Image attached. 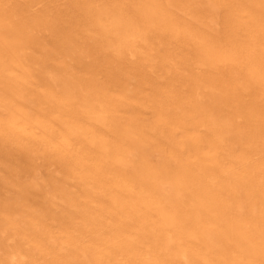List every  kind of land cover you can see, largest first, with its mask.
Masks as SVG:
<instances>
[{
  "label": "bare ground",
  "instance_id": "1",
  "mask_svg": "<svg viewBox=\"0 0 264 264\" xmlns=\"http://www.w3.org/2000/svg\"><path fill=\"white\" fill-rule=\"evenodd\" d=\"M39 1L0 0V159L63 168L0 264H264V0Z\"/></svg>",
  "mask_w": 264,
  "mask_h": 264
},
{
  "label": "rangeland",
  "instance_id": "2",
  "mask_svg": "<svg viewBox=\"0 0 264 264\" xmlns=\"http://www.w3.org/2000/svg\"><path fill=\"white\" fill-rule=\"evenodd\" d=\"M74 1L76 0H41L30 7V15H50L56 27H66L69 29L67 17L70 15V12L74 10ZM48 10L49 12H46ZM45 25L39 24L36 27L41 29V32L38 34L41 35L43 45L46 49L50 50L54 41V36L49 25ZM62 58L67 61L66 67L77 72L79 76L89 74L86 73L84 66L74 62L76 61L75 59L68 60L65 57ZM14 157L17 165L13 167L14 170L12 171H9V168L5 167L0 159V200L10 193L23 191L25 196L27 195L35 206L45 207L46 204L43 206V203L46 201L47 194L51 190L53 183L58 181V179L55 180L50 173L58 171L61 174L63 167L60 163L50 159L48 161H45L43 158L32 160L27 156L24 150L14 154ZM14 174L18 177L15 184L10 181Z\"/></svg>",
  "mask_w": 264,
  "mask_h": 264
}]
</instances>
